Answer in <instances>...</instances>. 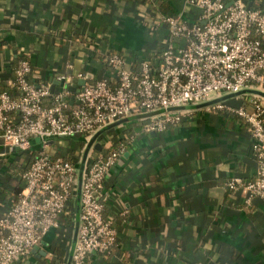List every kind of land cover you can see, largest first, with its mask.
<instances>
[{"label":"crops","instance_id":"0c3cea01","mask_svg":"<svg viewBox=\"0 0 264 264\" xmlns=\"http://www.w3.org/2000/svg\"><path fill=\"white\" fill-rule=\"evenodd\" d=\"M243 1L254 7V0ZM169 2L176 15L198 18L185 0ZM150 10L140 0H0V87L14 80L18 61L11 56L21 50L31 60L33 81L73 92L81 88L79 72L88 83L112 76L102 58L110 50L122 52L132 66L135 57L161 50L168 37L166 25L153 26ZM66 73L70 80L62 85L58 78ZM217 102L248 110L258 103L264 109V88L249 84L238 93H213L186 105L182 122L161 132L147 131L148 121L135 115L86 138L50 141L62 157L80 154L83 161L105 154L115 140L126 141L100 195L104 216L116 221L118 242L110 253H91V264H264V199L248 204L244 186L228 185L235 176L244 183L257 176L248 124L226 110H208ZM0 150L6 161L0 170L2 215L11 206L4 189L24 186L22 173L30 163L18 151L3 154L1 139ZM12 163H21L19 171H7ZM71 207L61 228L14 264H72L79 197Z\"/></svg>","mask_w":264,"mask_h":264},{"label":"built area","instance_id":"2783aa9c","mask_svg":"<svg viewBox=\"0 0 264 264\" xmlns=\"http://www.w3.org/2000/svg\"><path fill=\"white\" fill-rule=\"evenodd\" d=\"M140 1L151 7L153 26L164 24L168 29L158 68L143 60L140 69L134 70L124 56L114 53L108 57L112 76L87 83L71 100L70 89L63 87L53 95L52 83L33 81L31 61L23 50L19 52L12 82L21 96L13 98L7 90L0 93V139L5 145L3 154H36L22 173L25 184L19 197L0 216V264H14L30 254L48 232L61 228L77 197L80 211L72 264H91V253H110L118 242L116 221L104 216L100 195L110 168L126 145L110 147L97 159L83 161L80 154L68 159L53 151L52 139L86 138L135 115L147 118V131L161 132L183 120L186 105L204 101L213 93H238L249 84L264 88L263 9L243 0L231 4L185 0L199 11L198 18L191 21L184 13L159 14L154 0ZM68 68L73 70L74 64L69 63ZM77 76L87 79L83 72ZM58 79L66 83L70 76L66 73ZM52 96L51 106L45 105ZM71 102L76 104L72 108ZM208 110H226L248 124L257 176L247 183L235 176L228 185L233 189L244 186L248 204L254 197L264 199L262 105L257 103L248 110L217 102ZM78 161L84 164L82 172Z\"/></svg>","mask_w":264,"mask_h":264},{"label":"trees","instance_id":"16d2710c","mask_svg":"<svg viewBox=\"0 0 264 264\" xmlns=\"http://www.w3.org/2000/svg\"><path fill=\"white\" fill-rule=\"evenodd\" d=\"M152 4H154V8H156V11H157L159 14H161V15H163V16H176V11L173 9V7H172L171 3L169 2V0H154V1L152 2ZM262 6H263V0H254V7H255V8H260V9H263V10H264V8H263ZM114 53H118V54L122 55V52H120V51H115V50H110L109 52H107V53H105L104 55H102L103 61H104V63H105L108 67H109V65H108V57H109L110 55L114 54ZM122 56H123V55H122ZM11 58H12L13 61H19V59L21 58V54H18L16 57H15L14 55H12ZM143 60H148V61H150V63L152 64V66H154L155 68H156V67L158 68L159 65H160V62L162 61L161 50H157V51H154V52H147L145 58H138V57H135L134 60H133V63H132V69H134V70H139V69H140V65H141V63H142ZM30 61H31V60H30ZM31 65H32V63H31ZM32 69H33V66H32ZM15 70H16V69H15ZM112 82L114 83L115 80L113 79ZM50 83H51V82H50ZM91 83H94V80H93V81L91 80V81L89 82V84H91ZM52 86H53V95L56 94L58 91H60V90L62 89L60 86H58V85H56V84H52ZM4 90H7L8 92H10V94L12 95L13 98H19V97L21 96L20 91L18 90V88H17L15 85H13V82H12V81L9 82L7 86H2V87H0V93H1L2 91H4ZM73 93H75V92H72V91H71V100L73 99V98H72V97H73V96H72ZM52 103H53V96H52V97H49V98L45 101V105H47V106H51ZM71 104H72V105H71V108H72L74 105H76V104H74L73 102H71ZM71 108H70V109H71ZM67 112H69V111H67ZM140 117H141V120H142V121L147 120V118H146L144 115H141ZM181 122H182V121H181ZM181 122H180V123H181ZM180 123H178V124H180ZM145 129H146V126H145ZM122 144L126 145V141H121V140H119V139L114 141V147H115V148L119 147V146L122 145ZM28 156L30 157L31 155H26L25 158H28V160H30V158H29ZM65 157H66V158H69V159H72V158H73L72 156H65ZM3 159H4L3 157H0V170H1L4 166H6V161H4ZM19 165H21V163H18V164H13V163H12L11 166L7 167V171L12 170V168H15L16 170L19 171V168H18ZM18 171H17V172H18ZM11 173H13V172H11ZM12 175H14V174H12ZM8 178H12V176H9ZM23 187H24V186L20 185V186L16 187L15 189H11V190H6V189H4V191H3V196L6 195V194H9V195L11 196V197H10V198H11V199H10V202H11V204H12V203H14V201H16L17 198L19 197V194L21 193ZM4 197H8V196H4ZM2 215H4V214H2ZM2 215H0V216H2ZM113 248H114V247H112V249H113ZM58 249H59V247L57 248V253H58V257H59L58 260H60V258H62V257H61V255H59V251H58ZM112 249H111V250H112ZM64 253H65V252L62 251V254H64Z\"/></svg>","mask_w":264,"mask_h":264},{"label":"water","instance_id":"95a60500","mask_svg":"<svg viewBox=\"0 0 264 264\" xmlns=\"http://www.w3.org/2000/svg\"><path fill=\"white\" fill-rule=\"evenodd\" d=\"M87 83H88V82H87V79H81V80L79 81V84H80L81 88L77 89V88L73 87V90H74V91H80L81 89H83V88L87 85ZM61 84H62V85H65V82L62 81ZM67 88L70 89V87H67ZM94 139H95V138H94ZM77 230H78V226L76 227V233H75V239H74V245H73L72 253H73V251H74V247H75V243H76ZM37 248H38V246H36V247L34 248V250H36Z\"/></svg>","mask_w":264,"mask_h":264},{"label":"rangeland","instance_id":"374dc122","mask_svg":"<svg viewBox=\"0 0 264 264\" xmlns=\"http://www.w3.org/2000/svg\"><path fill=\"white\" fill-rule=\"evenodd\" d=\"M62 145H63V142H62ZM54 150V149H53ZM28 155V154H27ZM32 155H33V157H34V155H35V153H33V154H31V157H32ZM24 156H26V155H24ZM29 157V156H28ZM31 157H29L30 158V160H28V163H31V161L33 160V157L31 158ZM28 159V158H27ZM29 165V164H28Z\"/></svg>","mask_w":264,"mask_h":264}]
</instances>
